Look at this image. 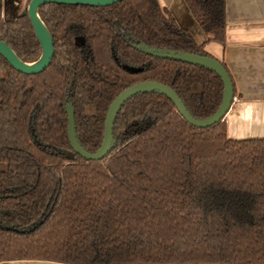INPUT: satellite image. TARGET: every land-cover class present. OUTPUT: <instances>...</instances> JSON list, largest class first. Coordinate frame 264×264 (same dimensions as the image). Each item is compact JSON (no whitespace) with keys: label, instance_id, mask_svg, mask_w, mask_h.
<instances>
[{"label":"trees","instance_id":"1","mask_svg":"<svg viewBox=\"0 0 264 264\" xmlns=\"http://www.w3.org/2000/svg\"><path fill=\"white\" fill-rule=\"evenodd\" d=\"M3 2L0 41L37 62L28 16L6 20ZM184 2L224 46L225 0ZM38 17L54 45L49 66L26 76L0 56V263L264 264V140H230L224 120L193 128L157 93L122 107L104 160H83L67 139L68 103L93 153L109 105L142 82L172 89L193 118L210 117L222 101L216 74L132 45L212 58L204 47L157 0L48 4Z\"/></svg>","mask_w":264,"mask_h":264},{"label":"crops","instance_id":"2","mask_svg":"<svg viewBox=\"0 0 264 264\" xmlns=\"http://www.w3.org/2000/svg\"><path fill=\"white\" fill-rule=\"evenodd\" d=\"M157 2L198 46H203L208 55L226 66L234 87V102L224 119L227 138L264 140V0H225L224 46L208 41L184 0ZM0 264L64 263L17 261Z\"/></svg>","mask_w":264,"mask_h":264},{"label":"water","instance_id":"3","mask_svg":"<svg viewBox=\"0 0 264 264\" xmlns=\"http://www.w3.org/2000/svg\"><path fill=\"white\" fill-rule=\"evenodd\" d=\"M124 0H30L24 14L28 16L34 37L36 38L41 56L33 64H26L20 61L14 52L2 41H0V56L18 73L33 76L41 74L50 64L54 45L45 26L38 17V9L48 4L86 6L93 8L108 7ZM136 51L155 59L170 60L198 66L216 74L222 83V101L214 114L205 119L193 118L186 107L183 105L176 93L169 87L155 82H142L135 84L121 92L108 107L104 121L103 139L99 149L93 153L87 152L79 143L76 135V124L73 105L71 103L65 106L67 120V139L72 151L87 162H100L107 158L113 148V128L114 122L122 107L132 98L138 95L157 93L167 97L174 105L177 113L191 127L196 129H208L219 122H222L228 114L234 102V87L231 77L224 66L213 58L169 51L164 49L151 48L145 44L132 45ZM124 71L137 74L141 72L139 68L128 66L122 67Z\"/></svg>","mask_w":264,"mask_h":264},{"label":"rangeland","instance_id":"4","mask_svg":"<svg viewBox=\"0 0 264 264\" xmlns=\"http://www.w3.org/2000/svg\"><path fill=\"white\" fill-rule=\"evenodd\" d=\"M28 0H4L3 11L7 20H12L25 13Z\"/></svg>","mask_w":264,"mask_h":264},{"label":"flooded vegetation","instance_id":"5","mask_svg":"<svg viewBox=\"0 0 264 264\" xmlns=\"http://www.w3.org/2000/svg\"><path fill=\"white\" fill-rule=\"evenodd\" d=\"M54 54V53H53ZM53 58V57H52ZM69 104V103H68Z\"/></svg>","mask_w":264,"mask_h":264}]
</instances>
